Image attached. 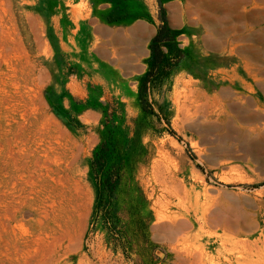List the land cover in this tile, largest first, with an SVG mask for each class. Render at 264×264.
<instances>
[{
    "label": "rangeland",
    "instance_id": "rangeland-1",
    "mask_svg": "<svg viewBox=\"0 0 264 264\" xmlns=\"http://www.w3.org/2000/svg\"><path fill=\"white\" fill-rule=\"evenodd\" d=\"M159 1L0 0V264H264V0L142 93Z\"/></svg>",
    "mask_w": 264,
    "mask_h": 264
},
{
    "label": "crops",
    "instance_id": "crops-1",
    "mask_svg": "<svg viewBox=\"0 0 264 264\" xmlns=\"http://www.w3.org/2000/svg\"><path fill=\"white\" fill-rule=\"evenodd\" d=\"M195 1L198 3V8H204L210 10L209 14H205L203 12L200 13L198 20L193 19V14H191L190 6L188 2ZM244 0H162L159 1L158 7L161 12V7L165 9L166 18L168 20V24L171 28V35L174 37L178 36L179 34H183L184 31L187 32L193 39L202 40L203 42H207L212 39H217L218 36H214L219 33V27L223 23L219 20L220 17V10L221 9H231L236 10L241 8L242 3ZM253 2V0H251ZM255 4L258 3V0H255ZM255 6V5H254ZM254 8V7H253ZM159 14V13H158ZM256 13H253L252 18L255 17ZM249 15V14H248ZM159 22L157 26H151L146 21H137L131 25L122 24L119 26H113V32L118 35L117 38L120 37L121 41H124L126 37L131 35V32L134 30H140L142 37L146 39L147 37L150 38L151 44L158 33V29L161 24H163L162 17L159 14ZM210 21H208V18ZM125 19V16L122 18ZM121 19V20H122ZM120 20L116 22H106L109 24H116ZM189 30H192L188 32ZM213 35V36H210ZM113 39L115 36L113 35ZM175 41L174 39L172 42ZM150 44V46H151ZM168 47L166 44H162V48ZM165 51V50H164ZM166 52V51H165ZM168 56V53H166ZM149 65L151 60V49L149 52ZM169 58V57H168ZM150 67V66H149Z\"/></svg>",
    "mask_w": 264,
    "mask_h": 264
},
{
    "label": "trees",
    "instance_id": "trees-1",
    "mask_svg": "<svg viewBox=\"0 0 264 264\" xmlns=\"http://www.w3.org/2000/svg\"><path fill=\"white\" fill-rule=\"evenodd\" d=\"M161 12H162L163 24L160 25L158 29V33L155 36L150 46V49H151L150 67H149V71L146 73V75L142 79V83H141L142 93L143 91L146 92L147 86L149 85V83L153 79H155V77H157V74L161 72L163 67L169 63V58L166 52L163 50L162 44H166L168 48H170V51L173 52L172 40L174 39L175 34L174 35L170 34L171 28L168 24L165 9L163 7H161ZM123 17L124 16H119V17L112 16V17H108L107 21L116 22L118 20H121ZM104 187H105L104 189H109L110 191H113L116 188V183L115 184L107 183ZM143 198H145L144 195H143ZM147 242L150 243V239L148 238V236L145 239V244H147ZM142 249L147 250V246L144 245Z\"/></svg>",
    "mask_w": 264,
    "mask_h": 264
}]
</instances>
